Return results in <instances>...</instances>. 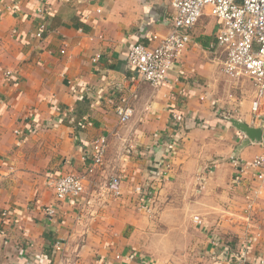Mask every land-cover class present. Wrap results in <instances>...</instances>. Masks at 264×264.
Returning <instances> with one entry per match:
<instances>
[{"label": "crops", "instance_id": "obj_1", "mask_svg": "<svg viewBox=\"0 0 264 264\" xmlns=\"http://www.w3.org/2000/svg\"><path fill=\"white\" fill-rule=\"evenodd\" d=\"M170 1L0 0V264H150L161 254L143 251L147 234L137 239L144 197L164 223L185 200L202 214L206 203L231 210L248 227L247 259L264 264V181L239 165L264 152V124L250 111L254 88L246 78L252 95L227 117L203 86L207 66L185 56L201 50L222 68V49L209 47L217 21L203 13L160 87L126 64L131 43L153 46L152 35L169 30ZM122 104L133 109L125 123L115 112ZM231 119L261 127V141H247ZM101 135L104 158L87 172ZM66 173L85 176V191L59 201L48 182Z\"/></svg>", "mask_w": 264, "mask_h": 264}, {"label": "built area", "instance_id": "obj_2", "mask_svg": "<svg viewBox=\"0 0 264 264\" xmlns=\"http://www.w3.org/2000/svg\"><path fill=\"white\" fill-rule=\"evenodd\" d=\"M171 27L164 34L154 33L153 46L134 42L128 46L126 64L135 71L140 81L160 87L169 82L170 71L179 56L187 50L192 38L190 31L206 11L218 24L214 40L210 48H220L223 51V71L235 78L245 77L254 87V97L250 103V111L256 119L264 124V0H171ZM41 11V10H39ZM43 25H40L36 35L41 37ZM12 72L6 71L4 79L9 81ZM115 112L120 122H127L133 109L126 105H117ZM172 120L177 122L178 115L173 114ZM107 147L104 135L95 138L88 153L90 165L87 172L102 163ZM240 171L247 166L260 183L264 181V152L255 156L250 162L240 160ZM85 176L66 173L52 178L48 184L53 189L55 199L62 201L81 196L84 191ZM119 178L112 177L109 182L111 189L119 188ZM259 188V187H258ZM259 194L260 190L255 189ZM144 197L142 201L144 202ZM141 203V207H142ZM144 207V206H143ZM45 216L52 218L56 214L53 205L44 207ZM5 214V213H3ZM199 222V217H193ZM217 245V242L213 243ZM61 249L59 243L54 246ZM246 251L235 254L237 264H244Z\"/></svg>", "mask_w": 264, "mask_h": 264}, {"label": "rangeland", "instance_id": "obj_3", "mask_svg": "<svg viewBox=\"0 0 264 264\" xmlns=\"http://www.w3.org/2000/svg\"><path fill=\"white\" fill-rule=\"evenodd\" d=\"M188 54L201 59L204 66H207L210 81H204L203 86L209 89L211 97L218 101L217 104L215 103V107L216 105L219 107L220 113L224 112L228 117L241 106V101H246L247 96L252 95L251 82L249 83L243 77L239 79L229 77L222 71L221 64L212 56L204 54L201 50H197L196 53L189 51L185 56ZM197 69L204 68L198 67ZM169 189L171 190V187ZM155 196L156 198H153L156 203L159 200L158 193ZM142 205L144 207L142 206L140 209L144 218H138L143 234L139 233L137 239L142 241L144 240L142 235L147 234L143 251L150 255L153 252L161 254L157 258L151 256L154 260L150 264H237L234 255L239 254L243 249L247 240L246 235L249 233L247 224H242L241 219L237 218V215L233 214L231 210L220 209L217 213V209L206 203L204 206L207 211L205 210L206 212L202 214L196 211L203 209L190 206L185 200L179 205L178 211L176 208H169L165 211L167 222L164 223L157 220L161 211L154 206V202L151 206L144 202ZM194 215L199 216V223L193 221ZM242 226L246 227L242 229ZM130 228L133 227L127 226L126 230H130ZM213 237H217L218 246L210 243L215 242L212 241ZM216 247L218 248L216 249ZM172 252H182L183 254L167 255ZM254 263L247 257L244 262V264Z\"/></svg>", "mask_w": 264, "mask_h": 264}, {"label": "water", "instance_id": "obj_4", "mask_svg": "<svg viewBox=\"0 0 264 264\" xmlns=\"http://www.w3.org/2000/svg\"><path fill=\"white\" fill-rule=\"evenodd\" d=\"M232 125L247 137V141L259 142L262 139V128L253 127L243 121L231 119Z\"/></svg>", "mask_w": 264, "mask_h": 264}, {"label": "trees", "instance_id": "obj_5", "mask_svg": "<svg viewBox=\"0 0 264 264\" xmlns=\"http://www.w3.org/2000/svg\"><path fill=\"white\" fill-rule=\"evenodd\" d=\"M254 264H262V263H254Z\"/></svg>", "mask_w": 264, "mask_h": 264}]
</instances>
